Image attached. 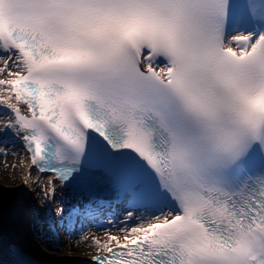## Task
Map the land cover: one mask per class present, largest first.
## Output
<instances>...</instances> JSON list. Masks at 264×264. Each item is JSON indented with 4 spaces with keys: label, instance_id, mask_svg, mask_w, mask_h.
<instances>
[{
    "label": "snow or ice",
    "instance_id": "snow-or-ice-1",
    "mask_svg": "<svg viewBox=\"0 0 264 264\" xmlns=\"http://www.w3.org/2000/svg\"><path fill=\"white\" fill-rule=\"evenodd\" d=\"M0 74V137L49 198L158 209L93 235L95 264H264V0H0ZM0 264H32L2 207Z\"/></svg>",
    "mask_w": 264,
    "mask_h": 264
},
{
    "label": "bare ground",
    "instance_id": "bare-ground-1",
    "mask_svg": "<svg viewBox=\"0 0 264 264\" xmlns=\"http://www.w3.org/2000/svg\"><path fill=\"white\" fill-rule=\"evenodd\" d=\"M13 71H16V70H13ZM9 78L10 77H8L7 75L0 74V79H9ZM5 122H6V118L4 116H0V125H2ZM11 151L12 153H15V155L12 154L10 159L2 158L0 161V185H4L3 187L2 186L0 187V196H1L0 207H2L3 215L7 217L8 214H11L10 212H13V213L18 212V211L21 212V210H19L16 204V201L13 199V197H19V199L22 200L23 203H29L30 205L40 207L42 208V210L45 211L48 207L46 205L47 197L44 191L46 193L49 192V188H48V185L50 186L49 179L50 177H52V175L48 177H44V176L39 177L35 171H32V174L29 175V169L27 168L28 164L25 160L26 154L23 150V147L15 145L12 147ZM26 180H27V184L25 185ZM52 186H55L57 189L56 196L54 198V204H55L56 213H57L58 208L62 206H67L64 200H66V198L69 197V195H67L65 191L59 190L56 184ZM20 188H21V192H18L17 190ZM31 193H33V196H31ZM30 197H33V198L30 199ZM92 207L102 208L105 210H112V207L108 205L106 206L99 205V206H92ZM3 224L5 226L12 225L11 218L9 217L8 220ZM93 231H95L93 232L94 233L93 235L96 237H99L100 239L102 236H106L105 230H102L99 228H93ZM111 234L113 235L115 233L111 232ZM89 241H92V240L89 239ZM81 247L83 248V250H88L89 247L96 249V247L92 246V244H86V243H83ZM67 251L71 252L70 245H68ZM53 252L54 250L50 251V253H53ZM50 255L51 254H46V252L43 253V251H39L35 254V256L38 259H42V260L51 259L55 262H65L69 259H72L71 257H69V255L62 256L57 259L51 258ZM52 255H56V254H52ZM91 256H89L88 258L91 259Z\"/></svg>",
    "mask_w": 264,
    "mask_h": 264
},
{
    "label": "rangeland",
    "instance_id": "rangeland-1",
    "mask_svg": "<svg viewBox=\"0 0 264 264\" xmlns=\"http://www.w3.org/2000/svg\"><path fill=\"white\" fill-rule=\"evenodd\" d=\"M1 186L3 187L4 185H0V187ZM17 191L21 192V188L18 189ZM31 195H33V193H31ZM13 199L16 201V204L19 210H21V212L20 211L14 212V213L10 212L11 214H8L7 217L3 215V221H4L3 223H5L10 217L11 224H12L11 226L16 229L17 236L22 240V242L26 245V247L28 246V248L34 254H36L39 251H43V253L46 252V254H51L50 255L51 258L57 259V258L66 256V255H69V257L71 258H76V257H87L88 258L91 255L102 252L101 250L98 251L97 249H92L91 247H89L88 250H83V248L81 247L82 244L77 245L76 242L70 244L71 252L67 251L68 246L64 247L63 251L56 250L53 248H50L49 250H45L44 249L45 243L42 242L43 241L42 234L45 233V230L44 228H42V224H41V220L43 219L42 208L40 207L34 208L29 203H23L22 200L19 199V197H13ZM29 223H31L32 226H29ZM35 224H36V227H34ZM32 232H34V234H32ZM93 234L94 233L89 235L90 240H92L91 237L93 236ZM106 239H107V236L101 237V241H104ZM51 250H54V252L50 253ZM52 254H56V255H52Z\"/></svg>",
    "mask_w": 264,
    "mask_h": 264
}]
</instances>
